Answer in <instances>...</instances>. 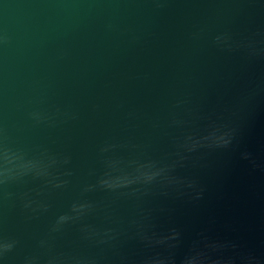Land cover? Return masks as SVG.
<instances>
[{"label":"water","instance_id":"obj_1","mask_svg":"<svg viewBox=\"0 0 264 264\" xmlns=\"http://www.w3.org/2000/svg\"><path fill=\"white\" fill-rule=\"evenodd\" d=\"M0 264H264V0H0Z\"/></svg>","mask_w":264,"mask_h":264}]
</instances>
